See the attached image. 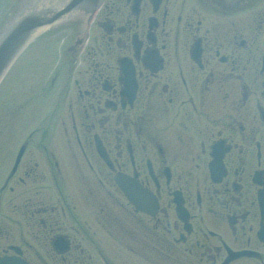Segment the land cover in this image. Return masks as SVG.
Returning a JSON list of instances; mask_svg holds the SVG:
<instances>
[{"label":"flooded vegetation","instance_id":"af4514ba","mask_svg":"<svg viewBox=\"0 0 264 264\" xmlns=\"http://www.w3.org/2000/svg\"><path fill=\"white\" fill-rule=\"evenodd\" d=\"M85 16L0 112V259L264 264V0Z\"/></svg>","mask_w":264,"mask_h":264},{"label":"water","instance_id":"95a60500","mask_svg":"<svg viewBox=\"0 0 264 264\" xmlns=\"http://www.w3.org/2000/svg\"><path fill=\"white\" fill-rule=\"evenodd\" d=\"M102 1L103 0H68L64 8L51 18L40 20L38 16L30 15L29 17L21 20L18 24L12 26L5 34L4 38L0 41V79L35 29L40 27L42 24L53 22L60 15L72 10H95ZM0 263L2 264L4 262L0 261Z\"/></svg>","mask_w":264,"mask_h":264},{"label":"rangeland","instance_id":"374dc122","mask_svg":"<svg viewBox=\"0 0 264 264\" xmlns=\"http://www.w3.org/2000/svg\"><path fill=\"white\" fill-rule=\"evenodd\" d=\"M20 1H22V0H0V29H2V28L4 29L13 20V18L15 17L16 12L19 10V8H21V7H19V5L17 6V3L15 5V2L19 3ZM60 26L61 27H59V28L63 27V25H60ZM77 31L78 32L75 33L74 30L72 29L70 31L69 35L65 36L63 38L64 41H66V40L70 41L71 39L75 38L76 35L79 33V30H77ZM46 42H47V38L46 37H39L36 40H34L29 45V47L24 51V53H22L20 55L19 58L22 57L20 59V61L17 62V60L19 59L18 58L15 61V63L13 64V66L11 65L9 67L7 74L5 75V77L3 78L2 82L0 83V111H2L3 106H5L4 109H7V107L11 103H14L15 99L18 98V96H17V94L15 92H9V93H7V92L10 91L12 86L15 85L14 79L17 77V75L19 73L20 66L22 64H24L25 62H27V60H28L27 58L31 55V53L34 52V50L37 49L38 46H40V45H42L43 43H46ZM41 53H44V51H42ZM4 116H5L7 121L11 122L12 116L9 117V115H7V114H4ZM11 124L12 123H10V125ZM10 131H12V128H10ZM4 136H7V134H5ZM112 257H113L114 261L118 262L114 258L113 255H112ZM118 260H120V259H118ZM131 262H132V260L129 261V264H131ZM118 263L119 264H124V263H121V262H118Z\"/></svg>","mask_w":264,"mask_h":264},{"label":"bare ground","instance_id":"6f19581e","mask_svg":"<svg viewBox=\"0 0 264 264\" xmlns=\"http://www.w3.org/2000/svg\"><path fill=\"white\" fill-rule=\"evenodd\" d=\"M63 1H65V0H63ZM59 2H60V0H59ZM61 6H59L58 4H54L52 7H51V11L53 10H57V9H59ZM18 15V14H17ZM30 15H35V16H38V18H40L42 15H43V13H38V12H32ZM29 15V16H30ZM23 16H25V18H27V17H29V16H27V15H23ZM19 18V17H18ZM20 19H22V17L20 18ZM1 30V29H0ZM0 34H1V31H0Z\"/></svg>","mask_w":264,"mask_h":264}]
</instances>
